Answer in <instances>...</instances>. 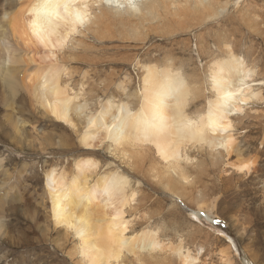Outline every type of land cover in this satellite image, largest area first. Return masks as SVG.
I'll return each mask as SVG.
<instances>
[{
    "label": "rangeland",
    "instance_id": "1",
    "mask_svg": "<svg viewBox=\"0 0 264 264\" xmlns=\"http://www.w3.org/2000/svg\"><path fill=\"white\" fill-rule=\"evenodd\" d=\"M17 1L13 12L28 6ZM152 1V15L135 12L148 13L144 9ZM213 1L211 11H203L198 0H138L133 11L123 3L105 2L104 8H92V21L81 25L64 48L18 51L27 57L15 66L19 78L37 85L43 73L63 72L80 115L70 112L78 125L73 129L47 115L26 90L21 96L28 97L29 108L21 107L20 100L14 110L5 108L17 112L24 136L16 140L9 116L0 115L10 128L0 129V264H88L75 229L67 231L53 221L52 172L68 195L69 187L84 177L93 193L104 178L125 182L123 196L102 192L85 205L109 216L119 209L126 238L149 235L158 245L153 251L138 247L137 256L126 253L112 264H185L187 255L188 264H264V0ZM0 7V17L6 14L7 20L6 0H0ZM230 57L251 73L240 87L248 101L237 102L239 109H232L226 120L232 128L220 133L232 138L229 149L219 140L214 144L219 133L210 131L211 143L186 146L179 167L188 180L152 143L117 147L100 133L91 149L82 145L83 135L96 131L93 126L88 130L89 121L111 119L121 106L133 113L143 109L147 71L162 79L178 73L186 94L180 117L197 122L204 117L205 122L216 95L212 69L220 63L222 72ZM7 60L2 67L10 65ZM1 91L4 99L8 93ZM17 107L25 108V115ZM29 109L39 123L27 116ZM248 162L249 173L237 172L239 164Z\"/></svg>",
    "mask_w": 264,
    "mask_h": 264
},
{
    "label": "bare ground",
    "instance_id": "2",
    "mask_svg": "<svg viewBox=\"0 0 264 264\" xmlns=\"http://www.w3.org/2000/svg\"><path fill=\"white\" fill-rule=\"evenodd\" d=\"M10 1L6 0L7 10L13 12V5L18 1L14 0L13 3ZM109 1H114L116 4L123 3L129 7V10L133 11L138 0H20L19 5L24 4L26 6L28 4V6L13 13L8 11L7 20H5L6 14L2 12L4 16L0 17V115L5 113L4 118L9 116L7 123L11 129L6 126V123H2L3 117L1 116L0 129L3 130V127L6 126L10 132L12 130L16 140H18V135L24 136L23 130H21L24 126L14 116L17 112L12 115V111L9 114V110L5 109L12 107L14 110L16 105L18 106V100L22 102L21 107L27 106L29 108V105L31 106V104L28 105V97L21 96L23 90L27 91L26 93L31 99H33L32 96H35L36 101L39 102L41 108H44L47 115L70 125L73 129L77 128L78 125L74 123L70 112L79 116L80 111L72 102L70 91L60 76L63 72L58 74L57 71L52 70L49 74L43 73L38 77L37 85L33 84L32 81L20 79L15 73L16 67L25 62L27 57H23L26 54L21 56L18 51H38L40 47L47 50L64 48L81 25L92 21V8L96 5L99 8H104L105 2ZM208 1L211 4L205 3ZM213 2L215 1L198 0V3L204 7L203 11H211L212 6H214ZM144 10L148 13H142L140 9H136L135 12H139L143 17L152 15L156 10V2H150ZM210 13L214 14L213 12ZM106 16L103 15L105 20H107ZM105 20L102 19L103 22ZM171 33L172 31H169L167 35ZM5 53L8 54V60ZM50 53L54 55L53 52ZM5 60L10 64L8 67L5 64L3 67L1 66ZM228 63L229 65L222 72L220 63H216L212 69V84L216 95L215 99L209 102L210 110L205 122L204 117H200L198 122L180 117L182 116L180 110L185 107L186 94L183 92V83L180 82L178 73L170 74L163 79L155 74L159 78L158 80L153 73L147 71L148 78H145L143 109L133 113L128 107L121 106L117 109L116 115L110 114L111 119L107 117L99 121H89L88 130L93 126L96 131L86 132L81 140L82 145L86 150L91 149L92 140L100 133L104 140L109 138L117 147L136 143H152L158 155L164 161L172 162V167L175 171H179L181 178L188 180L182 171L184 169L181 168V170L179 167L180 158L183 157L181 154L187 148L186 146L206 141L211 143V140H207L210 131L219 133V136L213 138L214 144L219 140V145L229 149L233 143L232 138L230 136L221 137L220 133L228 131L231 127L229 120H226L229 118L228 114L231 110L238 108L237 102L248 101L246 95H241L240 87L246 83L251 73L242 66L236 65L239 63L236 58L230 57ZM2 88L8 93L4 99H1ZM18 109L19 114L25 115V108ZM32 111L29 109L27 116L29 115L31 120L39 123V119L33 116ZM107 114L109 113L105 111L104 115ZM111 128L112 130L109 132ZM50 141L49 138L46 139L47 146H50ZM222 142L223 144H221ZM236 169L237 172L246 174L252 170V164L251 162L239 164ZM54 173L52 172L49 176L52 188L50 210L53 221L56 226L64 227L67 231L75 229V234L80 237L82 242L79 249L80 254L84 259H89L88 264H112L120 261L126 253L137 256L139 251L137 252L136 248L138 247L140 249L150 248L153 251V247L158 245L156 240L149 235H143L140 239H136V237L126 238L127 228L123 221L124 213L119 209L114 215L109 216L99 209L91 211L85 205L86 202L95 199L92 196L102 192H106L109 196L117 194L123 196L125 194V182L123 183L121 178H104L95 186L93 193L88 189L89 178L84 177L82 183L76 181L68 189L70 195L76 198L74 200L69 197L67 192H64L65 185L57 179ZM3 204L5 203L3 202ZM123 204H126L125 200H123ZM181 253V249H179L178 254ZM184 263H192V260L189 261L188 255L184 257Z\"/></svg>",
    "mask_w": 264,
    "mask_h": 264
},
{
    "label": "snow or ice",
    "instance_id": "3",
    "mask_svg": "<svg viewBox=\"0 0 264 264\" xmlns=\"http://www.w3.org/2000/svg\"><path fill=\"white\" fill-rule=\"evenodd\" d=\"M134 6V5H133Z\"/></svg>",
    "mask_w": 264,
    "mask_h": 264
}]
</instances>
